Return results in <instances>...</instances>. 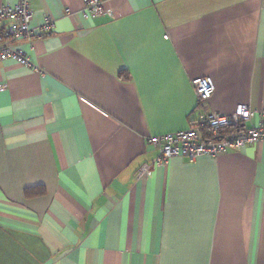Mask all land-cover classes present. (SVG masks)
Returning a JSON list of instances; mask_svg holds the SVG:
<instances>
[{
	"label": "crops",
	"instance_id": "1",
	"mask_svg": "<svg viewBox=\"0 0 264 264\" xmlns=\"http://www.w3.org/2000/svg\"><path fill=\"white\" fill-rule=\"evenodd\" d=\"M82 8L32 0L30 27H53L17 47L39 72L0 61V264H264V140L163 167L147 144L208 110L262 109V0ZM197 77L215 85L206 106Z\"/></svg>",
	"mask_w": 264,
	"mask_h": 264
},
{
	"label": "built area",
	"instance_id": "2",
	"mask_svg": "<svg viewBox=\"0 0 264 264\" xmlns=\"http://www.w3.org/2000/svg\"><path fill=\"white\" fill-rule=\"evenodd\" d=\"M31 1L18 0L13 6L0 7V61H13L39 72L28 55L17 47V43H31L34 39L47 35L53 27V21L47 20L38 28L30 27ZM81 1L83 8L80 15L83 19H89L102 11L104 3L108 0ZM262 6L264 7V0ZM191 86L198 106H206L215 91L212 79L197 77L191 80ZM4 90L5 86L0 84V92ZM253 115L258 117L257 124L246 127ZM262 140L264 105L258 111L247 104H239L230 114L205 111L204 115L192 121L186 130L149 137L147 144L157 151L154 164L163 167L172 158H181L193 163L200 157L216 158L229 150L241 149ZM147 170L148 167L144 165L137 175L140 176Z\"/></svg>",
	"mask_w": 264,
	"mask_h": 264
},
{
	"label": "trees",
	"instance_id": "3",
	"mask_svg": "<svg viewBox=\"0 0 264 264\" xmlns=\"http://www.w3.org/2000/svg\"><path fill=\"white\" fill-rule=\"evenodd\" d=\"M231 131H233V130H231ZM39 194H41V190H26L25 191V196L26 197H32V196H37V195H39Z\"/></svg>",
	"mask_w": 264,
	"mask_h": 264
}]
</instances>
